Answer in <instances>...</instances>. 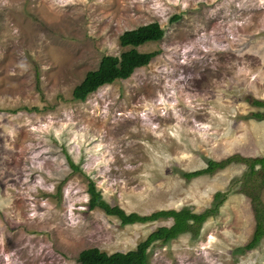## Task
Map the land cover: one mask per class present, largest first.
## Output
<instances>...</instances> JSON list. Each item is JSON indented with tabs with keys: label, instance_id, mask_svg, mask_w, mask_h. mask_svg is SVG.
<instances>
[{
	"label": "rangeland",
	"instance_id": "rangeland-1",
	"mask_svg": "<svg viewBox=\"0 0 264 264\" xmlns=\"http://www.w3.org/2000/svg\"><path fill=\"white\" fill-rule=\"evenodd\" d=\"M151 23L165 31L137 48L151 63L76 101L103 57L131 50L120 37ZM255 100L264 0H0V264H80L84 250L127 253L173 225L90 209V182L127 214L212 212L154 244L149 264H264V239L243 251L253 196L264 206V175L241 161L264 157ZM210 160L225 166L183 176Z\"/></svg>",
	"mask_w": 264,
	"mask_h": 264
},
{
	"label": "trees",
	"instance_id": "trees-1",
	"mask_svg": "<svg viewBox=\"0 0 264 264\" xmlns=\"http://www.w3.org/2000/svg\"><path fill=\"white\" fill-rule=\"evenodd\" d=\"M176 19H179V17H176ZM164 35L165 31L158 23H151L135 30L125 32L120 37V42L122 47H131V50L122 53L120 56L103 57L98 69L89 72L83 82L74 89V99L76 101L85 102L90 95L97 92L103 86L111 85L118 80L129 79L138 69L150 64L157 56V53H141L137 48L149 42H158L163 39ZM253 105L255 107L264 108L263 101L255 100ZM253 118L264 120V113H255L253 114ZM241 161L250 165L251 175H258L257 178H261V176L264 175V157L252 161ZM69 163L74 171L79 170V167L73 165L71 160H69ZM207 165V168L203 170L189 174L183 173V176L191 180L195 177L212 174L217 169L223 168L225 163L210 160ZM257 167H259V169H257ZM88 194L90 196V209L99 208L104 210L107 215L119 218L123 226L138 223L146 224L160 219H172L174 223L170 227H161L152 232L145 242L137 246V249L127 253L116 252L110 255L98 248L84 250L79 256L80 264H149L148 250L154 244H167L191 231L193 225L201 226L211 212L209 211L198 215L189 209H183L180 211L170 210L155 212L150 216H141L137 213L127 214L120 207L108 204L93 182L89 183ZM221 196L222 195H218V197ZM253 200L257 227L252 240L244 247V252L257 248L264 239V206L256 196H253Z\"/></svg>",
	"mask_w": 264,
	"mask_h": 264
}]
</instances>
